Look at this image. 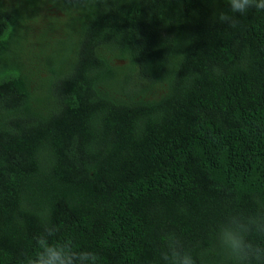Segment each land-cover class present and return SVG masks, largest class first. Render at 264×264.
Here are the masks:
<instances>
[{"label":"trees","instance_id":"1","mask_svg":"<svg viewBox=\"0 0 264 264\" xmlns=\"http://www.w3.org/2000/svg\"><path fill=\"white\" fill-rule=\"evenodd\" d=\"M0 264H264V0H0Z\"/></svg>","mask_w":264,"mask_h":264},{"label":"rangeland","instance_id":"2","mask_svg":"<svg viewBox=\"0 0 264 264\" xmlns=\"http://www.w3.org/2000/svg\"><path fill=\"white\" fill-rule=\"evenodd\" d=\"M52 7L51 6H46L42 9L40 12L37 21L33 24H31L29 27L31 28L30 31V40L27 44V48L30 46V48H33L34 43L36 42V38L39 35V33L45 29L47 24H49V17L54 16V13H51ZM61 15V13L59 14ZM62 16V15H61ZM55 24L50 23L46 29V32L50 36V38L42 40L40 39L38 50L35 52V56H32L31 59L35 60L36 63H39V66L45 70V68H48V66H54L58 65L55 64L56 58H58L60 67L62 70H67L68 68V54H69V48H68V43L58 45L59 39H66L68 36H71V32L73 30H69V34L66 35L64 33V26L61 28L60 31H58L56 35V27L54 26ZM52 27V30L50 28ZM75 37V33L73 35V38ZM54 57V62L52 61V58L47 59V57ZM26 66H31L29 62L25 63ZM41 76H45L44 73L41 74Z\"/></svg>","mask_w":264,"mask_h":264}]
</instances>
